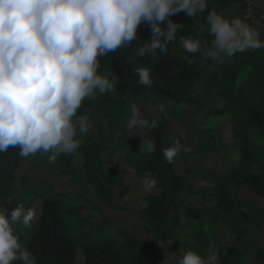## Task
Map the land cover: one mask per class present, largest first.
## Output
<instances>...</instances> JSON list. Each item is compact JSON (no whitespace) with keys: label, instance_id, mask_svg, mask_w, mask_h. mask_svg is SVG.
<instances>
[{"label":"clouds","instance_id":"1","mask_svg":"<svg viewBox=\"0 0 264 264\" xmlns=\"http://www.w3.org/2000/svg\"><path fill=\"white\" fill-rule=\"evenodd\" d=\"M180 12L193 18L206 13L211 37L209 42L181 37L180 46L188 54L199 52L204 60L222 64L226 57L264 48L260 31L247 19L208 10L207 0H0V154L18 148L22 157L47 154L49 163L61 154H76L78 137L89 130V120L79 110L85 101L115 87L99 71L101 58L131 48L140 40L142 26L152 35L135 55L166 52L181 25L170 18ZM184 59L194 62L190 56ZM133 71L141 85L153 86L150 69ZM156 110L167 111L163 104ZM126 125L141 138V152L156 151L150 133L159 117L149 119L132 101ZM257 143L264 144V139ZM185 150L190 149L176 139L162 155L173 163ZM146 183L151 186L155 180ZM34 217V210L25 211L23 205L10 213L0 210V264H36L15 228H30ZM176 253L175 264H205L194 251Z\"/></svg>","mask_w":264,"mask_h":264},{"label":"rangeland","instance_id":"2","mask_svg":"<svg viewBox=\"0 0 264 264\" xmlns=\"http://www.w3.org/2000/svg\"><path fill=\"white\" fill-rule=\"evenodd\" d=\"M222 10L228 18L247 19L264 40V0H228ZM204 27H208L206 21ZM234 57H226L224 61L232 64ZM236 58L241 61L236 81L250 75L255 79L256 88L264 92V48L249 49L243 54L238 53ZM220 64L210 61L195 89L202 102L216 107H221L224 99L219 95L221 82L213 81L211 77L219 73ZM136 104L148 118L152 115L169 117L168 145L179 139L186 149H190L182 151L174 161L176 174L186 179L184 190L175 192L170 187H148L139 170L148 164L153 153L147 155L140 151L136 162L132 157L128 162L125 157L127 146L140 147L141 138L127 128V119L125 132L119 137L121 134L113 135L106 129L102 135L99 123L103 119L90 115L87 116L89 130L78 137L81 144L76 154H61L54 163H49L47 154L43 153L21 158L17 172L26 177L29 188L24 189L21 196L25 200L23 207L25 211L31 208L35 212L30 228L15 227L21 242L27 248L44 202L58 199L71 238L85 241L86 247L103 245L113 252L123 250L127 264H164L165 259L167 264H175L178 250L198 253L205 264H224L225 256L232 254V239L226 238L228 244L220 243L222 238L217 239L218 248L211 256V247L200 233L202 225L210 219L214 203L206 202L202 196H191V192L207 185L204 176L211 172L224 175L238 162L248 161L247 152L232 136V127L237 122L228 114L205 116L196 113L198 105L173 109L163 96L141 95ZM158 104L165 106L166 113L156 110ZM120 138L123 144L119 147ZM211 144L214 148L210 147ZM100 161L105 164L103 167L99 166ZM99 173L114 188L113 194L106 195L94 188ZM240 196L244 200L254 198L262 209L253 213V220L264 233V198L249 191L246 185L242 186ZM92 202H95L96 209ZM2 203L0 200V210H3ZM246 239L250 240L244 237L241 250L249 245ZM180 243H185L186 247L182 248ZM260 244L264 249V243L261 241ZM84 250V247H77L72 264H84Z\"/></svg>","mask_w":264,"mask_h":264},{"label":"trees","instance_id":"3","mask_svg":"<svg viewBox=\"0 0 264 264\" xmlns=\"http://www.w3.org/2000/svg\"><path fill=\"white\" fill-rule=\"evenodd\" d=\"M227 2L228 0H207L208 10L215 9L225 16L222 9ZM170 19L181 25L174 41L168 44L166 52L158 49L154 55L144 57L135 55L136 49L152 35L148 27L142 26L138 32L140 40L131 48L120 49L101 58L99 71L115 87L110 92L98 93L99 95L94 100L85 101L79 112L86 117L100 116L103 119V122L99 123L100 133L104 135L106 129L110 134H121L119 137H122V133L125 132L124 123L129 116L130 102H136L141 95L142 97L163 96L173 109H186L189 105H198L196 113L205 116L228 114L233 117L237 122L232 127L233 139L238 140L247 152L248 161L238 162L224 175L211 172L208 176H204L208 184L191 192V196H202L206 202L214 203L210 211V219L202 225L203 230L200 233L207 245L211 247V256L218 248L216 240L222 238L223 241L220 243L228 244L226 238L230 237L234 248L231 256H225L224 264H233L239 253L236 246L243 244L244 237L254 233L256 221L253 220V213L262 210L256 205L254 198L244 200L240 193L242 186L246 185L249 191L264 198V144L257 143L258 138L264 139V92L256 88L255 79L250 75L240 82L236 81L238 64L241 62L237 58L235 60L237 53L234 55L232 64L224 61L223 65L220 64L219 73L211 77L213 81L221 82L219 95L221 99H224L221 107L202 102L195 89L206 65L211 60H204L202 53L199 52L186 53L179 41L181 37L187 36L198 37L205 42L211 40L208 27L203 28L206 13L193 18L180 12ZM185 56H190L194 62L188 64L184 59ZM140 66L151 70L154 81L151 88L138 82L133 69ZM181 103L186 107H178ZM154 116H150L149 119ZM169 123L170 118L161 115L158 127L150 133L156 143V151L148 164L139 170V173L145 183L146 179L155 180V184L151 186L146 183L150 188L170 187L173 191L180 192L184 190L186 179L180 178L174 169V162L168 163L162 155V149L169 146L167 141ZM121 143L123 144L122 138H120L119 147ZM103 146L108 147L106 144ZM210 147L214 148L212 144ZM126 151L125 157L128 162L130 163V157L136 162V156L140 153L139 146L128 145ZM21 158L18 148L10 147L7 152L0 154V200L3 201L2 208L6 213L25 204L21 196L24 189L26 191L29 188H27L26 177L17 172ZM104 165L102 161L99 162L100 167ZM99 175L94 188L106 195L113 194L114 188L103 174L99 173ZM92 205L96 209L95 202H92ZM62 210L63 207L58 199L46 200L41 207L38 225L27 242V249L35 256L36 264H72L77 247L85 248L84 264H127L123 250L113 252L103 245L86 247L85 241L71 238L62 216ZM101 222L104 221L101 219ZM19 226L20 224L15 227ZM179 245L182 248L186 247L185 243ZM244 251V257L252 256L249 249ZM258 260L264 264V254L258 255Z\"/></svg>","mask_w":264,"mask_h":264},{"label":"crops","instance_id":"4","mask_svg":"<svg viewBox=\"0 0 264 264\" xmlns=\"http://www.w3.org/2000/svg\"><path fill=\"white\" fill-rule=\"evenodd\" d=\"M248 237L250 240L248 239L246 240L249 241L248 242L249 245L245 246L244 248L246 250L249 249L251 251L252 256L244 257L245 249H242V250L240 249L242 248L243 244L237 245L236 248L239 253L236 256V262H234L233 264H263L258 260V255L264 254V249L261 248V244H260L261 241L264 243V233L262 231V228L255 227L254 233L249 234ZM238 246H239V249H238Z\"/></svg>","mask_w":264,"mask_h":264}]
</instances>
